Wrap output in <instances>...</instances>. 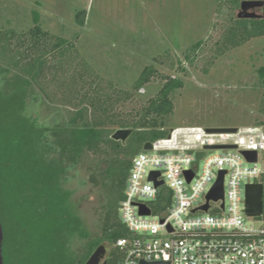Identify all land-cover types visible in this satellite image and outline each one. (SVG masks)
<instances>
[{
	"label": "rangeland",
	"instance_id": "obj_1",
	"mask_svg": "<svg viewBox=\"0 0 264 264\" xmlns=\"http://www.w3.org/2000/svg\"><path fill=\"white\" fill-rule=\"evenodd\" d=\"M219 1L0 0V28L26 30L33 25V11L37 10L45 29L68 38L78 34L81 52L97 71L130 90L142 69L154 63V57L171 52L183 58L188 47L204 39L206 43L195 64L185 62L187 72L155 63L161 72L184 81L172 94L175 107L166 127L240 128L264 119V79L257 72L264 65V36L227 51L205 70L207 57L226 23L228 7H223L225 13L218 18ZM82 10L86 12L83 26L76 20L77 12ZM257 12L262 13L260 8ZM14 79L13 71L0 69V87ZM160 86L157 78L141 91L135 90L126 107L145 104ZM24 103L29 115L42 125L53 127L62 119V111H49L43 96L33 87L26 90ZM47 134L48 142L56 149L50 156L61 154L56 137L51 131ZM63 164L65 171L55 181V193L46 196L41 187V195L48 199L42 216L31 204L38 194L30 193L23 185L11 189L7 186L5 194L0 195L5 264H23L22 252L17 248L24 237L30 240L27 250L34 261L58 264L60 260L54 255L58 249L64 262L72 264L85 251L89 240L99 234L108 190L91 180L92 170L81 164L72 167V161L65 160ZM16 196L26 201L18 202ZM75 221L77 224L73 225ZM251 221L258 226L263 219ZM18 223L25 226L23 233L16 229Z\"/></svg>",
	"mask_w": 264,
	"mask_h": 264
},
{
	"label": "trees",
	"instance_id": "obj_2",
	"mask_svg": "<svg viewBox=\"0 0 264 264\" xmlns=\"http://www.w3.org/2000/svg\"><path fill=\"white\" fill-rule=\"evenodd\" d=\"M243 1H219L217 17L225 13L223 7L227 6L226 23L207 57L205 70L227 51L254 37L264 36V5L260 16L239 18L236 10ZM85 18V10L77 12L76 20L80 25H85ZM74 37L45 29L37 10L33 11V25L26 30L0 28V69L15 74L14 81H5L0 87V195L5 194L7 186L11 189L23 185L30 193L38 194L31 199V204L42 216L48 199L41 195V187L46 196L55 193V181L65 171V160L72 161V167L81 164L92 170L91 180L108 190L107 201L99 234L89 240L85 251L77 260H72V264H86L100 245H105L108 251L104 264H123V251L116 246V240L131 236L121 218L120 205L133 157L144 150L146 142L168 135L170 129L166 122L175 107L172 94L184 85L182 79L161 72L156 64L187 72L185 62L194 65L206 41L199 40L188 47L183 58L171 52L154 57V63L142 69L130 90L100 74L81 52L79 35ZM257 72L263 80L264 65L259 66ZM157 78L161 86L154 96L139 107H126L135 90L141 91ZM29 87L40 92L49 111H62L59 123L53 127L42 125L29 115L24 103ZM261 112L264 116V98ZM119 128L133 129L124 142L112 137ZM48 131L56 137L61 154L50 156L56 149L48 142ZM9 173L12 175L8 176ZM16 200L26 201L22 196H16ZM0 212L3 225L1 204ZM72 223L76 225L77 221ZM15 227L20 233L25 230L19 223ZM3 230L4 246V226ZM29 241L24 237L17 248L22 252L20 260L23 264H40L27 250ZM54 255L60 260L58 264H71L64 262L58 249ZM3 256L5 262L4 250Z\"/></svg>",
	"mask_w": 264,
	"mask_h": 264
},
{
	"label": "built area",
	"instance_id": "obj_3",
	"mask_svg": "<svg viewBox=\"0 0 264 264\" xmlns=\"http://www.w3.org/2000/svg\"><path fill=\"white\" fill-rule=\"evenodd\" d=\"M150 142L133 157L120 205L131 232L116 240L123 264H264V120L235 131L178 126ZM243 151L256 152V161ZM223 171L224 199L208 201ZM248 184L263 186L259 216L246 212Z\"/></svg>",
	"mask_w": 264,
	"mask_h": 264
},
{
	"label": "water",
	"instance_id": "obj_4",
	"mask_svg": "<svg viewBox=\"0 0 264 264\" xmlns=\"http://www.w3.org/2000/svg\"><path fill=\"white\" fill-rule=\"evenodd\" d=\"M264 2L261 0H244L241 3L240 10L238 12L239 18H251L258 17L260 13L257 12L258 8H262ZM264 82V80H263ZM208 131H235L236 128H207ZM133 132V129L128 128H119L117 129L112 137L116 140L125 141L128 136ZM215 147H223V146H215ZM152 144L150 141L144 144V149H151ZM243 153L248 157L249 160L256 161L257 153L250 151H243ZM224 171L221 172L220 179L214 185L212 190L207 195V200L217 201L219 199H224V184H223V176ZM158 172H153L150 176V180H153L155 186H160L163 184V181H157L156 177L158 176ZM187 175L189 176V180L192 177V172L188 171ZM209 204H205L201 206L199 209L208 210ZM195 211V210H194ZM263 211V186L261 184H248L246 188V212L251 216H259ZM141 214H150V209L145 205L140 206ZM3 241H4V230L1 222V212H0V264H5L4 256H3ZM107 253V248L105 245H100L87 260L86 264H104V259ZM141 264H162V262L155 263H145L144 261Z\"/></svg>",
	"mask_w": 264,
	"mask_h": 264
}]
</instances>
